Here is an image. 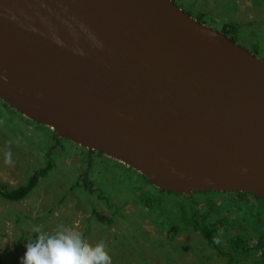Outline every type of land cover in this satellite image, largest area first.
Listing matches in <instances>:
<instances>
[{
    "label": "water",
    "instance_id": "95a60500",
    "mask_svg": "<svg viewBox=\"0 0 264 264\" xmlns=\"http://www.w3.org/2000/svg\"><path fill=\"white\" fill-rule=\"evenodd\" d=\"M0 99L159 190L264 198V60L173 0H0Z\"/></svg>",
    "mask_w": 264,
    "mask_h": 264
},
{
    "label": "rangeland",
    "instance_id": "374dc122",
    "mask_svg": "<svg viewBox=\"0 0 264 264\" xmlns=\"http://www.w3.org/2000/svg\"><path fill=\"white\" fill-rule=\"evenodd\" d=\"M173 1L191 17L201 16L210 28L221 30L225 23L238 24L237 43L264 60V0ZM239 22L245 23L244 27ZM57 142L60 146L49 154L52 168L29 194L18 201L0 196V264H14L23 256L27 241L41 231L51 234L58 226L81 233L92 246L102 243L110 264H227L225 257L213 258L202 236L189 234L191 224L186 215L212 194L160 192L108 155L87 151L65 139L56 141L48 128L5 106L1 99L0 186L13 189L25 183L34 171L44 167L49 150ZM87 160L91 167L86 179ZM214 196L217 201L223 197ZM248 201L254 203L253 212L264 207V201ZM114 206L119 207L117 214L112 213ZM93 211L108 214L111 223H101ZM232 215L225 211L219 217L229 225ZM259 219H249L247 224L262 222L259 231H264V214ZM239 231L253 235L247 228ZM227 238H220L219 246L228 252ZM189 242L192 249L185 250L184 244ZM252 262L241 257L232 264Z\"/></svg>",
    "mask_w": 264,
    "mask_h": 264
},
{
    "label": "trees",
    "instance_id": "16d2710c",
    "mask_svg": "<svg viewBox=\"0 0 264 264\" xmlns=\"http://www.w3.org/2000/svg\"><path fill=\"white\" fill-rule=\"evenodd\" d=\"M196 18H198L201 21V16H198ZM222 28L225 34L230 39H232L235 42L237 41L236 37L238 36V30H240L238 24L225 23ZM2 102L5 106H8L5 104L4 101ZM35 123L40 124L38 122ZM42 126L48 128L51 131V134L53 138L56 139V141L60 139L63 140V138L58 137L57 133L54 132L51 128L43 124ZM55 144L56 145L52 146V148L49 150L48 156L45 158L46 162L44 167L34 171L26 179L25 183H23L22 185L16 188L7 189V187L0 186V196L9 201H18L23 199L27 194H29V192L37 186L39 179L45 176L52 168L53 158H50L49 154L56 147L60 146L58 142ZM86 163H87V168L85 169L83 175L84 178L87 179V169L89 170V167H91L90 166L91 161L87 160ZM138 175L142 178L143 183L152 186L149 183V181L145 179L143 175L139 173ZM93 191L94 190L92 189L90 192ZM160 192L163 191L160 190ZM194 194H212V196L208 198H204L203 199L204 203L201 204L199 202L196 203L197 205L186 215L187 217L189 216V224H191V232L189 234H199L200 236H202L206 240L210 253L211 255H213V258L222 259V257H225L227 259V264H232V262L235 261L239 262L241 257L244 259L252 260L253 264H264V231L262 230L259 231V225L262 224V222L258 224L251 221V224H247V222L250 221L249 219L252 220V218H257L258 221H261L259 217L260 215L264 214V207L255 208L254 210L255 213H254L252 210V205L254 203L252 202V204H248L249 203L248 198L251 199L254 198L258 201H264V199L258 198L256 196H252L245 192L206 191V192H200ZM194 194L192 193L191 195L188 196H192ZM215 194L223 195L220 201L216 200V197L214 196ZM148 198H152L151 194L148 195ZM145 207H147L146 204ZM225 211L227 212V214L230 212H233L234 214L231 216V219L233 221L229 225H225L224 221L221 220L219 217V215H223ZM118 212H119V207L114 206L112 213L117 214ZM93 214L97 217V219L101 223L106 224V223H111L112 221V217L108 216V214L106 215H104V213L98 214L96 213V211H93ZM240 218H243V220L240 221L239 220ZM241 228H247L250 232L253 233V235L247 232H240L239 230ZM224 231L226 233H224ZM224 235L228 236L227 239L229 241L228 244L231 247V251L227 252V250H223L222 247L219 246V244L221 243L220 238H222ZM191 243L192 242L185 243L184 249L185 250L192 249ZM186 245H189V248H186ZM139 246H137L136 249L140 251ZM125 249H126V253H128L127 248ZM140 254H142L141 251ZM20 257L22 256H19L17 259H15L14 264H19Z\"/></svg>",
    "mask_w": 264,
    "mask_h": 264
},
{
    "label": "clouds",
    "instance_id": "9594fccd",
    "mask_svg": "<svg viewBox=\"0 0 264 264\" xmlns=\"http://www.w3.org/2000/svg\"><path fill=\"white\" fill-rule=\"evenodd\" d=\"M19 264H110L104 245H90L83 235L64 226L51 234L38 232L27 241Z\"/></svg>",
    "mask_w": 264,
    "mask_h": 264
},
{
    "label": "crops",
    "instance_id": "0c3cea01",
    "mask_svg": "<svg viewBox=\"0 0 264 264\" xmlns=\"http://www.w3.org/2000/svg\"><path fill=\"white\" fill-rule=\"evenodd\" d=\"M239 25H240L241 28H242V27H244L245 23H243V22H239Z\"/></svg>",
    "mask_w": 264,
    "mask_h": 264
},
{
    "label": "bare ground",
    "instance_id": "6f19581e",
    "mask_svg": "<svg viewBox=\"0 0 264 264\" xmlns=\"http://www.w3.org/2000/svg\"><path fill=\"white\" fill-rule=\"evenodd\" d=\"M90 151H94V150H93V148H92V149H90ZM256 197H257V196H256ZM258 198H259V197H258ZM262 199H264V198H262Z\"/></svg>",
    "mask_w": 264,
    "mask_h": 264
},
{
    "label": "flooded vegetation",
    "instance_id": "af4514ba",
    "mask_svg": "<svg viewBox=\"0 0 264 264\" xmlns=\"http://www.w3.org/2000/svg\"><path fill=\"white\" fill-rule=\"evenodd\" d=\"M221 30H223V28Z\"/></svg>",
    "mask_w": 264,
    "mask_h": 264
}]
</instances>
